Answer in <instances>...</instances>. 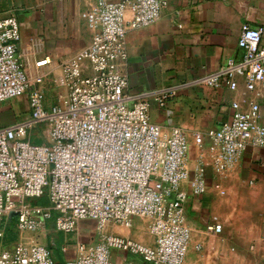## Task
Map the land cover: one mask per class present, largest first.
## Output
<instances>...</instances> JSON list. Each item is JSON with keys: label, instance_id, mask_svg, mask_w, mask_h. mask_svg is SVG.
Returning <instances> with one entry per match:
<instances>
[{"label": "built area", "instance_id": "1", "mask_svg": "<svg viewBox=\"0 0 264 264\" xmlns=\"http://www.w3.org/2000/svg\"><path fill=\"white\" fill-rule=\"evenodd\" d=\"M167 5L165 0H98L92 5L82 14L91 43L60 65L57 86L64 93L50 107L42 86L52 71L28 75L17 58L20 24L15 17L0 18V104L27 94L30 110L24 120L0 127V264H55L52 250L38 242L5 247L9 219L23 234L47 231L53 220L55 231L65 235L78 232L82 222L95 221L101 240H80L66 264H136L113 262V250L136 256L142 264H186L192 233L185 204L190 196L207 193L208 164L199 158L192 172L187 132L151 120L153 104L164 108L173 92L130 95L124 72L129 31L156 23ZM262 35L263 28L243 25L238 40L243 57L199 82L235 91L232 80L240 77L247 91L260 96ZM50 64L46 58L44 66ZM232 107V119L207 133L210 164L221 176L248 147L264 148L260 104L251 100L245 108L240 103ZM41 124L46 142L36 145L30 131ZM44 196L48 206L32 204ZM135 219L145 221L153 244L107 232L108 226L131 229ZM207 229L221 233L223 226L213 217ZM62 252L70 254L67 246Z\"/></svg>", "mask_w": 264, "mask_h": 264}, {"label": "crops", "instance_id": "2", "mask_svg": "<svg viewBox=\"0 0 264 264\" xmlns=\"http://www.w3.org/2000/svg\"><path fill=\"white\" fill-rule=\"evenodd\" d=\"M97 1L0 0V18L15 17L20 24L17 58L31 78L39 69L58 76L62 63L89 46L92 34L82 14ZM165 1L168 5L156 23L129 31L124 72L130 95L173 92L164 108L153 104L151 120L164 129L187 132L192 172L199 158L208 164L207 193L198 199L190 196L185 204L192 233L186 264H264V148L248 147L234 168L221 176L210 164L207 137L209 130L232 119L233 103L245 108L251 100L258 102L259 122L264 125V90L260 96L247 91L240 77L232 80L235 91L199 82L229 60L243 57L238 46L243 25L263 28L264 47V0ZM46 58L51 64L44 66ZM26 113L20 120L7 115V125L24 120L30 113L27 108ZM184 190L190 192L187 185ZM213 217L223 226L221 233L208 231ZM114 231L135 239L130 229ZM145 232L148 241L136 240L153 244L147 228Z\"/></svg>", "mask_w": 264, "mask_h": 264}, {"label": "rangeland", "instance_id": "3", "mask_svg": "<svg viewBox=\"0 0 264 264\" xmlns=\"http://www.w3.org/2000/svg\"><path fill=\"white\" fill-rule=\"evenodd\" d=\"M42 88L44 91V100L49 107L54 101L55 103L60 101L61 95L64 93V90L57 86V76L54 75L45 79ZM26 108L29 109V98L27 94L18 99L0 104V126H5L11 122V117L7 115H12L15 120L24 118V116L27 115ZM30 134L33 144L41 145L46 142V138L44 137L45 125L41 124L37 128H34L30 131ZM45 200V205L48 206V201L47 199ZM8 224L10 223H7V225ZM96 226L97 223L95 221H86L80 224L78 232L69 235L62 233L58 234V232L55 231L54 226L47 231L26 232L23 234L12 223L9 225V232L7 231L8 233L6 234L5 245L10 248L11 245L15 243L38 242L46 245L52 250L55 264H66L67 259L75 256V250L80 240L89 244H96L101 240V232L97 230ZM145 228V221L135 219L134 227L130 229V234L135 239L148 241V235L145 232ZM107 232L110 234H116L114 227L111 226H108ZM63 246L68 247L70 254H64L62 252ZM112 260L115 263L142 264V261L138 257L114 250L112 251Z\"/></svg>", "mask_w": 264, "mask_h": 264}, {"label": "trees", "instance_id": "4", "mask_svg": "<svg viewBox=\"0 0 264 264\" xmlns=\"http://www.w3.org/2000/svg\"><path fill=\"white\" fill-rule=\"evenodd\" d=\"M45 199H47V201H48V204H49V200H48V198H47V196H44V197H42V198H40V199H37V200H34V201H31L32 202V204H34V205H38V206H46L45 204H46V200ZM47 204V205H48ZM55 217V216H54ZM53 217V218H54ZM7 223H10V224H8L7 225ZM7 223H6V234L9 232L8 230H9V225H11L12 223L15 225L16 224V222H15V220H11V219H9V220H7ZM51 227H53V220L51 221V222H49V224H48V230H49V228H51ZM8 231V232H7ZM6 234H5V238H4V240L2 241V244L6 247V245H5V239H6ZM58 234H61V233H58ZM1 243V242H0ZM57 264V263H56Z\"/></svg>", "mask_w": 264, "mask_h": 264}, {"label": "water", "instance_id": "5", "mask_svg": "<svg viewBox=\"0 0 264 264\" xmlns=\"http://www.w3.org/2000/svg\"><path fill=\"white\" fill-rule=\"evenodd\" d=\"M14 217V215H11V218H13Z\"/></svg>", "mask_w": 264, "mask_h": 264}]
</instances>
